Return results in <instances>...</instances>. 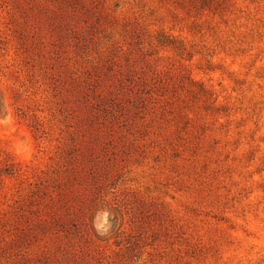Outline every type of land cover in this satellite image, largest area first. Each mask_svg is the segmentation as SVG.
<instances>
[{"label":"rangeland","instance_id":"obj_1","mask_svg":"<svg viewBox=\"0 0 264 264\" xmlns=\"http://www.w3.org/2000/svg\"><path fill=\"white\" fill-rule=\"evenodd\" d=\"M0 0V264H264V0Z\"/></svg>","mask_w":264,"mask_h":264},{"label":"trees","instance_id":"obj_2","mask_svg":"<svg viewBox=\"0 0 264 264\" xmlns=\"http://www.w3.org/2000/svg\"><path fill=\"white\" fill-rule=\"evenodd\" d=\"M213 1H214V0H200L201 5H202L201 8H204V7L209 6V4H210L211 2H213Z\"/></svg>","mask_w":264,"mask_h":264}]
</instances>
